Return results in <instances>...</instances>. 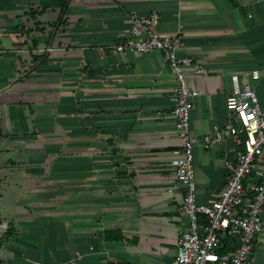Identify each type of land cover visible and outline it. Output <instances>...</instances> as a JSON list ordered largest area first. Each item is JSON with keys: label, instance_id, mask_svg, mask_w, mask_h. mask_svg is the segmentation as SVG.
I'll list each match as a JSON object with an SVG mask.
<instances>
[{"label": "crops", "instance_id": "1", "mask_svg": "<svg viewBox=\"0 0 264 264\" xmlns=\"http://www.w3.org/2000/svg\"><path fill=\"white\" fill-rule=\"evenodd\" d=\"M152 12L177 56L209 71L186 69L193 136L228 122L234 75L264 109V0H0V264L176 257L188 218L171 164L173 70L160 51L114 48ZM238 148H194L198 204L217 199ZM253 261L264 264V232Z\"/></svg>", "mask_w": 264, "mask_h": 264}, {"label": "built area", "instance_id": "2", "mask_svg": "<svg viewBox=\"0 0 264 264\" xmlns=\"http://www.w3.org/2000/svg\"><path fill=\"white\" fill-rule=\"evenodd\" d=\"M159 17L133 15L128 39L115 45V51L150 53L160 51L171 67L175 85L169 95L173 105L175 130L181 147L171 162L179 184L184 188L182 213L188 218V228L180 233L177 254L171 264H254L253 253L258 237L264 232V109L251 85L241 87L233 76V92L227 98L230 118L225 125H216L212 133L195 137L190 130V115L197 90L189 88L186 69L207 75L193 58L177 56L178 40L157 32ZM51 52L52 47L38 49ZM257 77V72L253 73ZM231 137L239 146L225 158L227 181L217 199L200 205L195 197L194 148L211 149ZM237 241L234 250L221 253V239ZM109 264H118L111 262Z\"/></svg>", "mask_w": 264, "mask_h": 264}, {"label": "trees", "instance_id": "3", "mask_svg": "<svg viewBox=\"0 0 264 264\" xmlns=\"http://www.w3.org/2000/svg\"><path fill=\"white\" fill-rule=\"evenodd\" d=\"M221 245L222 246H221L219 251L221 253H228V251L225 248H227V246H233L235 248L237 246V241L235 239L230 238V237H223L221 239Z\"/></svg>", "mask_w": 264, "mask_h": 264}]
</instances>
